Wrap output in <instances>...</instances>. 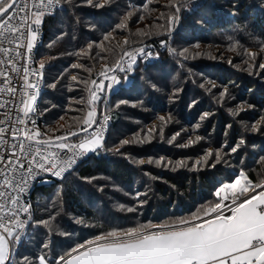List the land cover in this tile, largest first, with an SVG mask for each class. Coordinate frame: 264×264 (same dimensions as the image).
<instances>
[{"label": "trees", "instance_id": "obj_1", "mask_svg": "<svg viewBox=\"0 0 264 264\" xmlns=\"http://www.w3.org/2000/svg\"><path fill=\"white\" fill-rule=\"evenodd\" d=\"M157 1L60 0L57 13L45 17L35 63L45 64L37 114L47 138L80 128L92 81L112 68L124 51L151 44L155 56L150 63L137 62L126 85L127 74H122L111 92L103 147L88 154L64 180L33 190L26 237L12 251L14 264L25 256L39 264L42 255L56 264L72 249L113 230L178 225L220 201L213 189L221 180L232 181L244 173L257 185L264 176V164L251 162L248 150L263 142L257 134L244 135L222 109L225 98L220 90L227 89L226 98L257 110V116L252 113L257 120L264 110V84L202 57L205 53L188 57L185 51L199 43L226 47L230 38L247 50L264 45L259 2L181 0L177 5L176 0H163L158 10ZM176 6L181 8L178 13ZM129 12L137 17L120 30L117 26ZM161 43L165 46L160 49ZM203 78L220 88L204 86ZM213 92L218 96L213 98ZM125 140L129 143L123 144ZM184 140L190 144L180 148ZM237 145L239 151L232 152ZM199 149L220 151L221 164L215 157L210 164L196 166L192 159L200 155Z\"/></svg>", "mask_w": 264, "mask_h": 264}, {"label": "snow or ice", "instance_id": "obj_2", "mask_svg": "<svg viewBox=\"0 0 264 264\" xmlns=\"http://www.w3.org/2000/svg\"><path fill=\"white\" fill-rule=\"evenodd\" d=\"M180 2L176 0L177 5ZM183 2L188 3L189 0ZM59 4L60 0H0V66H4V70L0 71V94L6 93L13 99L16 97L18 89L13 86L11 73L24 81L23 89H33V92L24 91L25 99L17 106V111L25 118L37 111L39 93L29 76L42 78L45 64L40 63L38 69L17 67L11 46L17 49L16 58H31L46 15L53 14V8ZM180 10L176 6V12ZM131 15L128 13L126 19ZM21 48L25 49L24 53L18 51ZM135 51L142 56H151L145 48ZM124 56L129 58L128 67H122L118 62L116 68L120 72L133 71L136 55L125 52ZM259 67L264 68V64ZM107 71L112 69L108 68ZM100 75L104 76L105 73L101 72ZM72 79L76 80V77ZM111 79L115 84L121 83L115 76ZM92 84L97 85V81L93 80ZM106 87L111 89L114 85L108 84ZM97 99L96 91H92L89 103ZM12 102L11 99L0 100V109H8L4 118L0 119V152L3 153L0 154V264H14L12 249L15 242L22 239L15 229H24L27 224L19 214L28 213L30 207L21 203L20 194L26 191L29 180L35 179L41 171L60 177L71 170L79 159L103 147L102 128L94 129L91 136L77 143L67 142L68 136H77V132L43 139L45 133L39 128L27 127L28 123L35 124V120L11 115L12 109L8 106ZM96 123L93 108L83 120L86 127L81 131L87 132ZM238 147L233 148L232 152H236ZM24 158H27V163ZM219 159L217 154V162ZM256 187L261 190L249 195L250 189L254 191ZM215 195L220 201L205 209L202 216L181 220L178 225L155 226V230L144 225L113 230L72 249L74 255L68 254L67 259L61 256L56 264H264V184L253 185L244 173H240L234 182L223 184ZM228 200L230 204L225 203ZM38 223L46 225L47 221ZM38 260L39 264H51L43 255ZM19 264H31L29 257H23Z\"/></svg>", "mask_w": 264, "mask_h": 264}, {"label": "rangeland", "instance_id": "obj_3", "mask_svg": "<svg viewBox=\"0 0 264 264\" xmlns=\"http://www.w3.org/2000/svg\"><path fill=\"white\" fill-rule=\"evenodd\" d=\"M157 2L159 4H157L156 7L159 10V7L161 6V4H164V2H163V0H160ZM256 2H259V4H260V7H258L259 10L264 12V0H256ZM60 8H61V5H60ZM129 13H132V12H129ZM127 14L122 17V21L119 24L120 27L117 26V28H119L120 30H126V28H125L127 25L126 23L128 21L130 22L133 18L135 19L137 17V15L135 13H132V15L126 19ZM135 24H136V22L134 23V25ZM132 30H133L132 26H129V31H132ZM205 35H207V34H205ZM111 36L113 37V35H111ZM107 40L108 39H105L104 41H107ZM228 41L229 42L231 41V45H228L226 47H223V46L213 47V46H210L208 44H200V43L196 44L195 46H192L191 48H187L188 50H192L193 52L189 53V52H187V49L185 50L186 54H187L186 56L191 57L192 55L194 56L195 54L200 55V53H202V54L205 53L206 55L204 54V56H202V57L214 59V61L219 62V63H221V65L226 66L229 70H231L235 74H241V75H244L245 77L255 78V79L260 78L259 82L262 81V83L264 84V79H263L264 68L259 67V65L264 64V45L263 44L259 45L256 49L247 50L241 44L234 43V40L232 38L228 39ZM163 46H165V43H161L160 49ZM142 47H139V48H142ZM133 51H135V50L124 51V52L131 53ZM252 54H255V55H252ZM154 56H155V52H153V60H154ZM119 59H118V61H119ZM118 61L116 62V64L118 63ZM137 62L140 63V61L138 59H136V63ZM129 63H130V61H128L127 67H128ZM136 63H135V65H136ZM116 64L111 68L112 70L116 66ZM135 65H133V71H134ZM133 71L124 72L127 74V76L124 78V82H123L125 85L128 84V82L130 81V79H131L130 75ZM111 72L112 71H105L104 73H105V75H110ZM124 73H122V74H124ZM128 74H129V77H128ZM101 76L102 75H99L98 77L100 78ZM120 77H119V80H120ZM203 82H204V84H203L204 86L205 85L208 86L210 84L209 88L211 90L212 89L216 90V89L220 88V85H216L206 78H203ZM119 85H120V83L114 84L113 90L117 89ZM220 90H222V97L225 98V101H224L225 108H223L222 104L219 101H217V103H219V105L222 106V109L226 110L232 116V119H234L235 123L237 124V127L240 128L241 131L245 132V133H243L244 135L245 134H247V135L257 134V138L259 139V142L260 141L263 142L262 144H259V145L256 144L253 147L251 146L248 148V150H251L249 152V154H251V157H250L251 162L256 161L257 164L263 165L264 164V151L262 152V148H264V110H263L262 116L259 117L257 120H255V118H256L255 115L256 116L258 115L257 110L254 111L253 107L247 105L243 101L240 103L233 101L231 96L226 98L225 94L228 92L227 89L223 88ZM92 91H95V87L93 84H92L91 92ZM211 95L213 96V98H215V96H218V94H216L215 92H213V94L211 93ZM97 96H98V99L96 101L89 103V101L91 100V94H90L89 100L87 101L88 102V109L85 112L84 119L86 118L88 111L92 110L93 108H95V119L97 121H98L99 117L102 115V113L107 115L105 108H106V105H107L109 98H108V100H105V98L103 97V98H101L103 101L100 102L101 99H100L98 93H97ZM39 103H41V96H40L38 105H39ZM45 104H47V101L45 102ZM119 104H121V103H118L117 106H119ZM122 104H125V106H130V107H138V105H129V103H127V104L122 103ZM122 104H121V106H122ZM38 105H37V107H38ZM73 110L78 111L77 108H73ZM252 113H254L255 115L253 116ZM71 118L73 119L72 116H71ZM74 120L76 121V119H74ZM84 126L85 125L82 122L80 128H83ZM197 140H199V139H197ZM179 144H180L179 145L180 148H184L190 144V141H185V140L181 141V142L179 141ZM260 147H262L261 152H260ZM199 150H200V153H199L200 155L198 157H193V159H192L193 162L196 163V166L201 165V164L203 165V163H205V161H209V164H210L211 160H213L212 158H215L217 154H219V156H221L220 151H216V150L212 151L211 149H204L202 151H201V149H199ZM237 150L239 151V148ZM209 153H211V155H209ZM88 154H90V153H88ZM184 160L187 161L189 159H184ZM159 161L161 162V160H159ZM178 162H180V161H178ZM197 162H199V163H197ZM227 162L228 161L225 160V163H227ZM215 163H219V161L218 162L215 161ZM165 164L163 163L165 168L169 166L167 162ZM219 164H221V163H219ZM157 165H159V163ZM235 179H236V177L232 181H228V182H226V181L224 182V180H221V184H217L213 189L214 195H215L216 191L223 184L234 182ZM257 183H258L257 185L264 184V176H262V177L259 176ZM101 190H102V187L100 188V191ZM258 190H261V189L259 187H256L254 191H258ZM250 191H252V190L250 189ZM229 195H231V193H229ZM228 202L231 203L230 200H228ZM204 218H206V217H204ZM27 230H28V226L26 227V230H25L24 234L22 235V239L15 242V246L18 245V243H20L21 241H23V239L26 237Z\"/></svg>", "mask_w": 264, "mask_h": 264}, {"label": "built area", "instance_id": "obj_4", "mask_svg": "<svg viewBox=\"0 0 264 264\" xmlns=\"http://www.w3.org/2000/svg\"><path fill=\"white\" fill-rule=\"evenodd\" d=\"M60 9V5L59 6H56L53 8V14H50V15H46V16H53L57 13V11ZM41 39H42V26L40 28V32H39V37H38V42H37V46L34 48L33 50V53L31 54V58H28L27 56H23V57H20V58H16L15 57V51H17V49H15V46H11L13 47V57L16 59V65L17 67H21V68H24V67H27L29 69H38L39 67L36 65L35 63V54H36V51L41 43ZM161 45V44H160ZM142 48H145V50L147 52H150L151 53V56H142L139 52H136V51H133L131 53H134L136 55V59H138L142 64H147V63H150L153 61V52H154V46L151 45V44H148V45H145L143 46ZM140 49V48H138ZM137 50V49H136ZM18 51L24 53L25 52V49L24 48H21V49H18ZM125 53V52H124ZM124 53L121 55V57H123V59H119V63L122 67H125L127 68V63L129 61V58L127 56H124ZM129 53V52H128ZM117 65V64H116ZM4 70V66H0V71ZM124 73V72H120L116 66L113 68L112 72L110 75H104V76H101L98 80H97V83L99 82H102L104 83L105 85V88H104V92L102 94V96H99L100 98H105V100H108V98L110 97V94L111 92L113 91V88L109 89L106 87V85L108 84H115V82L111 79L112 76H115L117 79H119V77L121 76V74ZM11 75L13 76V86L16 87L18 89L17 91V95L16 97L13 99L11 97H9L6 93H3V94H0V100H12L13 102L11 104H9V108L12 109L11 111V115L15 118V117H19V118H24V119H28V120H35V124H32V123H28L27 124V127L28 128H31V129H34V128H39L41 130V132L43 133L42 131V127H41V124H40V117L38 116L37 114V111L32 113L30 115V117L28 118H25L22 116L21 113H19L17 111V106L19 104L20 101H22L23 99H25L24 97V91H27V92H33L34 90L33 89H23L21 86L24 84V81L22 79H20L18 76H16L15 73H11ZM29 79L31 80V82L33 84H36L37 85V88L39 89V93H38V98H37V103H36V109H37V105H38V102H39V99H40V96L43 92V77L42 78H38L36 76H29ZM96 85H94L95 87ZM106 102V101H105ZM8 111V109H0V119H3L4 118V113ZM105 117H107V120L105 121ZM108 123H109V118L106 114L102 113V115L99 117L98 119V123L94 124L92 126V128H89L87 132H82L81 129L82 128H79V129H75V130H70V131H65V132H62L56 136H60V135H66L67 133L69 132H77L78 135L77 136H68V140L67 142L68 143H77L81 140H83L85 137H88V136H91L93 134V130L94 129H100L102 128L103 129V141L106 139L107 135H108ZM18 127H23V126H20V125H17ZM86 127V126H84ZM77 137H80L78 140H72V139H75ZM43 139H48L47 137L43 136L42 137ZM14 143H18L19 141H12ZM52 151H55V149H51ZM0 154H3L2 152H0ZM87 158V155L84 156L83 158L79 159L77 164L74 165V167L63 173L62 176L60 177H57V176H54L52 175L50 172H39L38 175L36 176L35 179H31L29 180L27 186H26V191L22 194H20L22 196V200H21V203L22 204H25V206H30L29 204V200H30V197H31V194L33 192V190L40 186V185H45V184H50L52 182H55V181H62L64 180L69 174H71L81 163H83ZM25 159V163H27V158H24ZM25 175H27L25 173ZM225 203H229L228 201H225ZM29 214H30V207H29V212L28 213H23L21 212L19 214L20 216V219L21 220H25L27 221V224H26V227L28 226V222H29ZM226 214H230V213H227ZM26 227L24 229H20V228H16L15 231L18 232L21 237L22 235L24 234L25 230H26Z\"/></svg>", "mask_w": 264, "mask_h": 264}, {"label": "water", "instance_id": "obj_5", "mask_svg": "<svg viewBox=\"0 0 264 264\" xmlns=\"http://www.w3.org/2000/svg\"><path fill=\"white\" fill-rule=\"evenodd\" d=\"M105 85L102 82L97 83L95 86V91L101 96L104 92Z\"/></svg>", "mask_w": 264, "mask_h": 264}, {"label": "crops", "instance_id": "obj_6", "mask_svg": "<svg viewBox=\"0 0 264 264\" xmlns=\"http://www.w3.org/2000/svg\"><path fill=\"white\" fill-rule=\"evenodd\" d=\"M260 190H258V191H250L249 192V195H253V194H256V193H258ZM208 217H206L205 219H207ZM12 251H13V249H12ZM75 253H72V255H74ZM68 258V256L65 258V259H67ZM61 264H62V262H61Z\"/></svg>", "mask_w": 264, "mask_h": 264}]
</instances>
